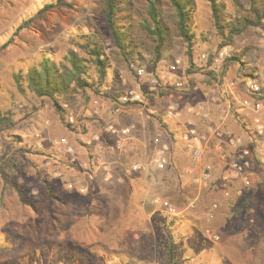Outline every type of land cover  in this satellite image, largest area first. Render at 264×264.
<instances>
[{
  "label": "rangeland",
  "instance_id": "obj_1",
  "mask_svg": "<svg viewBox=\"0 0 264 264\" xmlns=\"http://www.w3.org/2000/svg\"><path fill=\"white\" fill-rule=\"evenodd\" d=\"M65 1L0 0V115L10 113L18 122V128L0 132V161L13 155L15 162L0 172V264H162L163 227L168 224L177 238V264H264V135L256 132L264 108L258 113L245 106V99L257 97L242 82L252 73L264 93V25L226 45L235 55L249 47L243 70L234 64L223 82L210 83L207 72L223 61L214 68L203 58L218 51L221 42L208 0L191 3V73L170 0H156L169 18L160 57L144 28L150 19L148 0H118L117 23L127 31V40L135 41L132 55L115 45L103 0ZM225 2L232 11L233 0ZM48 3L56 5L39 14ZM92 34L106 40L107 75L101 93L88 90L90 99L70 113L73 128H68L47 98L16 76H25L44 58L69 64L73 50L84 59L88 78L98 84ZM176 58L182 60L186 88H169L161 95L162 88L172 87L161 80ZM133 65H141L145 75L139 76ZM154 77L160 84L152 83ZM131 88L143 91L146 101L116 112L113 95ZM170 106L176 111L172 117ZM201 108L208 116L196 114ZM236 117L244 119L246 128ZM199 123L218 127L217 137L223 129L246 141L234 153L223 149V159L214 150L213 180L201 190L188 185L183 169L195 157L192 142L183 135ZM126 126L132 129L124 136ZM166 145L169 163L158 168L154 159ZM124 148L131 154L130 164L120 160ZM245 148L250 151L246 157ZM235 161L241 169L233 167ZM137 162L142 168L128 172ZM7 181L17 188H6ZM165 200L175 205V214L164 209ZM208 229L218 239L208 236Z\"/></svg>",
  "mask_w": 264,
  "mask_h": 264
},
{
  "label": "trees",
  "instance_id": "obj_2",
  "mask_svg": "<svg viewBox=\"0 0 264 264\" xmlns=\"http://www.w3.org/2000/svg\"><path fill=\"white\" fill-rule=\"evenodd\" d=\"M211 11L213 25L216 29V34L220 38V49L226 45L234 44L235 39L239 36L248 35L253 28H259L264 25V4L258 3L257 0H233L234 9L229 11L225 0H208ZM104 7L102 9L105 14L107 24L112 32L115 45L123 50L128 55L133 54L134 39H128L127 31L123 30L117 23V6L118 0H103ZM171 4L177 13V29L178 35L183 39L186 44V55L190 63L188 72L191 73L195 68L194 63V45L195 33L190 25L191 18V3L192 0H170ZM59 4H68L65 0H58ZM56 3H48L40 9L39 14H44ZM246 11L247 13H243ZM148 14L150 19L146 21L144 28L148 34L156 41L155 51L156 55H162V47L165 45L168 38L169 18L159 11L158 3L156 0H148ZM90 43L93 45L92 53L94 55L93 61L100 71L99 83L90 80L87 73V66L84 59L81 58L76 52L70 50L68 62L69 64L62 63L56 64L49 58H44L40 66L31 67L22 76L18 74L16 77L18 81L24 77L32 90L41 97L47 98L49 103L54 108L59 116L60 122L68 127L73 128V124L69 122V115L71 112H79L89 99L88 90L94 93H101V84L107 75L108 57L105 53L106 40L96 34L90 36ZM90 46V44H88ZM131 48V49H129ZM219 49V50H220ZM249 47L241 51L239 55L231 54L227 56L219 69H209L207 72V81L213 83L214 81L223 82L228 71L234 64L240 65L241 70L245 65L243 60ZM218 50V51H219ZM213 52L208 55L207 64L212 66L216 53ZM251 76L254 74L250 73ZM169 88H162L161 95H164ZM148 93L150 91H147ZM257 98L256 100L264 101V93H252ZM120 93L113 95V106H130L139 103H121L119 98ZM246 128V124H243ZM18 128V122L12 117V114L0 115V132L14 130ZM13 155H7L0 161V172L4 168H13L15 162ZM120 160L124 164H130L131 154L126 148L123 149ZM6 188H17V185L7 181ZM172 224L164 225L167 235L165 250L162 256V264H177L176 261V246L177 238L172 232ZM51 264V263H48Z\"/></svg>",
  "mask_w": 264,
  "mask_h": 264
},
{
  "label": "built area",
  "instance_id": "obj_3",
  "mask_svg": "<svg viewBox=\"0 0 264 264\" xmlns=\"http://www.w3.org/2000/svg\"><path fill=\"white\" fill-rule=\"evenodd\" d=\"M231 55V49L229 46H224L223 48H221L217 53L216 56L214 58V62H213V66L214 68L218 67L220 65V63L227 57ZM203 58L207 59L208 55L207 54H203ZM134 66V65H133ZM136 73L139 76H144L145 75V69L141 66H134ZM181 69H182V60L180 58H176L171 65L169 66L168 72L165 75L166 77L161 80V84L166 85V86H172V87H176L178 89H184L186 88L187 85V81L185 80V78L181 75ZM152 83L154 84H160V81L158 78L154 77L151 79ZM244 83L245 88L250 91L251 93H261L263 91L261 84L259 83V81L254 77V76H247L243 79L242 81ZM233 84H238L237 81L233 82ZM121 103H128V102H133V103H143L146 101V96L144 95V92L136 89V88H131L128 90H125L124 92L120 93L119 96ZM253 101V100H252ZM249 99H245L244 104L245 106H251L256 112L261 113V110L264 108V102L260 101V100H255L252 102ZM121 110V105L116 106L115 107V111L119 112ZM176 114L175 111V107L174 106H170L168 109V116L172 117ZM71 122H74V116L70 117ZM257 125H256V132L258 134L264 135V118L259 119L257 121ZM132 127L130 126H126L124 128L121 129V133L122 135L126 136L131 132ZM198 135V132L195 128H191L189 129L184 135L183 138L186 141L192 142L193 138H196ZM155 143L157 145L160 144V139L156 138L155 139ZM118 148L122 147L121 143L117 144ZM194 153H195V157L200 158L202 156L203 150L199 149V148H194ZM218 150H222V147H219ZM250 154L249 149H243L242 151V155L244 157L248 156ZM225 157V156H224ZM155 165L158 166V168H164L168 163H169V154H168V148L167 146H164L162 149H160L157 152V155L154 159ZM233 167H235L236 169H241V164L240 162H234L233 163ZM142 168V164L137 162L132 164L131 166H129L128 172H134L137 171L139 169ZM214 170V165L212 163H207L204 168L202 169L201 172V181H208L211 177V174ZM229 178L228 174L223 176L224 180H227ZM248 183V181H246ZM229 190L225 191L226 195H229ZM162 206L164 207V209L171 213V214H175L176 213V207L175 205L168 200L165 201H161ZM218 205L216 203L213 204V208H217ZM207 235L211 236L215 239H218V235L212 233V231L210 229H208L207 231Z\"/></svg>",
  "mask_w": 264,
  "mask_h": 264
},
{
  "label": "crops",
  "instance_id": "obj_4",
  "mask_svg": "<svg viewBox=\"0 0 264 264\" xmlns=\"http://www.w3.org/2000/svg\"><path fill=\"white\" fill-rule=\"evenodd\" d=\"M205 111V110H204ZM199 117L200 116H208V113L202 111H197L196 113ZM237 121L242 125L245 124L244 119H240L236 117ZM200 127L197 129L196 127H193L197 130L198 135L196 138L192 139V143L190 144L191 148H199L203 150L202 156L200 158L194 157L191 161H189L190 166H187L184 169V172L186 174V179L185 181L188 182V185H192L194 188H199L197 190L202 189V185H207L208 182H211L213 180V172L215 170V164L212 162H215V159H213L214 150L216 152L222 153L220 154L221 158L223 159L225 154H223V149L228 151V154L234 153L237 150L241 149L244 146L245 141V136L242 134L238 133H226L225 130H221L217 133L219 137H217L215 134V130L218 128L209 126V127H202L203 123H199ZM219 128H221V125H219ZM229 134V135H228ZM223 135V137H222ZM244 136V137H243ZM217 141V142H216ZM216 142V143H215ZM167 146V145H166ZM219 147H222V150H218ZM194 151V150H193ZM224 162V161H222ZM226 162V161H225ZM207 163H212L214 165V170L211 174V177L208 181H201V172L204 166ZM219 164V162H216V164ZM205 191V190H204Z\"/></svg>",
  "mask_w": 264,
  "mask_h": 264
}]
</instances>
